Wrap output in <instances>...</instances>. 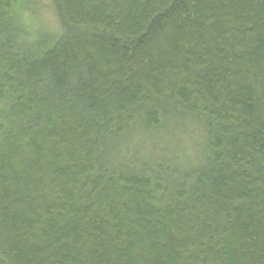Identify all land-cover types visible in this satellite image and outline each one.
<instances>
[{"label": "trees", "instance_id": "16d2710c", "mask_svg": "<svg viewBox=\"0 0 264 264\" xmlns=\"http://www.w3.org/2000/svg\"><path fill=\"white\" fill-rule=\"evenodd\" d=\"M0 0V264H264V0Z\"/></svg>", "mask_w": 264, "mask_h": 264}, {"label": "rangeland", "instance_id": "374dc122", "mask_svg": "<svg viewBox=\"0 0 264 264\" xmlns=\"http://www.w3.org/2000/svg\"><path fill=\"white\" fill-rule=\"evenodd\" d=\"M23 26L36 38L40 32L59 33L61 21L52 0H16Z\"/></svg>", "mask_w": 264, "mask_h": 264}]
</instances>
